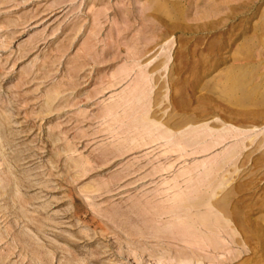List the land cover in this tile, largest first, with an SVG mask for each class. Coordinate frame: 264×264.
Instances as JSON below:
<instances>
[{
	"label": "rangeland",
	"instance_id": "obj_1",
	"mask_svg": "<svg viewBox=\"0 0 264 264\" xmlns=\"http://www.w3.org/2000/svg\"><path fill=\"white\" fill-rule=\"evenodd\" d=\"M263 95L264 0H0V264H264Z\"/></svg>",
	"mask_w": 264,
	"mask_h": 264
},
{
	"label": "bare ground",
	"instance_id": "obj_2",
	"mask_svg": "<svg viewBox=\"0 0 264 264\" xmlns=\"http://www.w3.org/2000/svg\"><path fill=\"white\" fill-rule=\"evenodd\" d=\"M245 81H246V79H244L242 74H237V75L234 74V75H232V77H231V79L229 81V89H228L229 95L231 96V98L236 99V102L247 103V101L249 99L250 90L249 91L247 90V86H246V82ZM236 92L238 93L237 96H236ZM250 93L252 94L253 92H250ZM262 100H264V95H263ZM209 205H210V203H209ZM211 206H213V207H215V209H218L219 211L223 212L225 216L227 215L228 217L232 218L235 221V223L238 225L237 227L243 233L248 234L247 227H246L247 221L243 217H239L236 214L234 209L230 208V209H232L231 212L227 211V208H226L227 207V200L225 198L222 199V200L220 199V201L216 200L215 202H213V204L211 203ZM202 223H203V226H205V224H204L205 222H202ZM247 238H248V236H247Z\"/></svg>",
	"mask_w": 264,
	"mask_h": 264
}]
</instances>
